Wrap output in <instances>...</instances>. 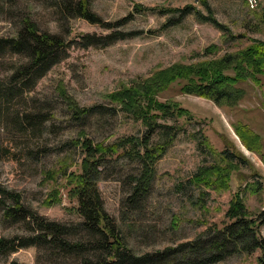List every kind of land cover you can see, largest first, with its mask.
Here are the masks:
<instances>
[{"label": "rangeland", "instance_id": "rangeland-1", "mask_svg": "<svg viewBox=\"0 0 264 264\" xmlns=\"http://www.w3.org/2000/svg\"><path fill=\"white\" fill-rule=\"evenodd\" d=\"M204 1L206 6L200 0H87L90 12L112 26L108 29L81 18L66 23L37 0H18L8 13L2 11L6 5L0 3V37L14 36L19 25L14 15L24 13L31 15L41 31L55 32L67 44L63 53L57 51L61 57L31 85L29 81L9 80L13 68L24 58L0 52V80L23 86L21 90L14 88L16 95L9 101H0V189L17 192L22 204L45 221L79 222L76 204L66 194L64 177L79 170L82 152L75 142L80 130L91 142L102 143L124 136L139 139L144 132L139 120L109 101V93L135 85L173 63L217 58L242 49L252 40L264 41V0H256L253 8L246 0ZM136 5L143 11L135 12ZM186 5L218 26L193 12L177 17L178 12L171 11ZM119 20L125 22L115 26ZM112 30L128 32L129 36L107 45H82L83 35L100 37ZM257 78L258 84L251 80L236 84L244 93L233 106L181 93L177 83L154 95L187 113L159 120L165 127L150 137L151 145L167 143L153 164L155 174L148 193L139 203H128L131 178L140 166L137 159L125 154L105 165L97 183L103 208L131 253L177 247L208 227L221 228L228 222L224 212L235 192L242 194L249 216L264 209V69ZM61 88L78 107L101 106L100 111L74 121L66 98L59 93ZM24 114H41L43 120L29 125ZM236 123H243L258 136L253 145L258 152L242 144L234 132ZM164 131L169 135H163ZM204 138L215 152L227 150L246 161L235 162L229 156L234 167L226 187L191 179L198 170H207L219 161L203 143ZM55 191L59 201L46 204L48 194ZM6 205L9 202L0 193V238L30 236L25 222L3 218L2 207ZM51 251L35 246L0 250V264H51ZM258 255V250L231 252L205 264H257ZM62 262L77 264L73 257H64ZM195 262L173 264H198Z\"/></svg>", "mask_w": 264, "mask_h": 264}, {"label": "trees", "instance_id": "trees-1", "mask_svg": "<svg viewBox=\"0 0 264 264\" xmlns=\"http://www.w3.org/2000/svg\"><path fill=\"white\" fill-rule=\"evenodd\" d=\"M44 2L47 9L53 11L57 18L69 21L72 18H81L89 23L99 24L103 28L112 27L101 20L87 7V0H37ZM5 4L8 13L11 6H16L18 0H0ZM204 6L205 1L200 0ZM4 9V8H3ZM135 12L143 11L139 5ZM147 10V9H144ZM177 17L190 12L199 19H207L214 26L218 24L212 18H203L198 11H193L189 5L175 8ZM18 27L14 36L0 37V52H10L24 58L23 62L13 68L9 80L29 81L31 85L53 63H55L66 47V42L55 32L41 31L32 20L31 15L17 13ZM125 20L115 24L122 25ZM67 26L64 31H66ZM129 36L128 32L112 30L100 37L85 34L82 36V45H107L115 40ZM211 48L213 46H210ZM264 69V41L252 40L250 44L240 50L224 53L217 58L202 60L191 64L173 63L151 73L150 76L131 86H121L107 95L109 101L120 109L139 120L144 126V132L138 139L134 136L120 137L110 143L91 142L84 131L80 130L75 145L79 147L82 156L79 161V170L68 172L64 177L66 194L74 200L75 214L80 218L77 223L62 224L55 221H45L31 209L26 208L17 192L0 189L3 198L9 205L2 207V216L11 221L25 222L31 231L30 236L0 238V250L12 251L15 248L35 246L36 249L47 248L52 250L51 264H64V257L76 258L77 264H173L174 262H192L205 264L218 261L231 252H250L258 250L257 264H264V209L251 217L245 210L242 194L235 192L224 212L228 222L221 228H207V231L196 238L180 243L177 247H165L162 250L131 253L124 245L122 237L112 218L103 208L98 190V180L102 170L115 156L125 154L139 162V171L131 178V191L127 196L130 206L137 204L148 193L155 170L156 159L163 153L167 141L151 145L150 137L165 127L158 123L170 115L182 116L187 113L173 102H161L154 95L177 83L179 92L207 98L216 104L233 106L243 96V89L236 84L251 80L258 84V76ZM16 82V83H17ZM23 86L9 85L0 80V101H9L15 96L14 88L21 90ZM28 88V86H25ZM59 93L66 98L67 109L71 118L80 122L87 119L92 113L99 112L101 106L78 107L63 91ZM39 115V116H38ZM41 114H24V120L29 125L41 123ZM187 115V114H186ZM234 132L248 149L258 152L254 147L258 136L253 134L243 123L233 126ZM168 131L162 132L163 135ZM205 146L214 151L203 139ZM257 144V143H256ZM258 145V144H257ZM141 149V150H140ZM215 152V151H214ZM217 160L207 170H198L192 176L194 183H217L218 188L227 186L229 173L235 162H244L240 154H232L227 150L215 152ZM48 202H58L57 192L49 193ZM42 245V246H41ZM62 260V261H61Z\"/></svg>", "mask_w": 264, "mask_h": 264}, {"label": "built area", "instance_id": "built-area-1", "mask_svg": "<svg viewBox=\"0 0 264 264\" xmlns=\"http://www.w3.org/2000/svg\"><path fill=\"white\" fill-rule=\"evenodd\" d=\"M247 5L253 8L256 5V0H246Z\"/></svg>", "mask_w": 264, "mask_h": 264}]
</instances>
